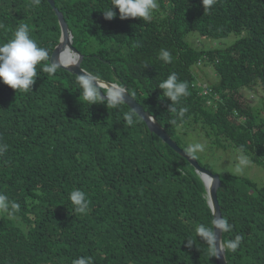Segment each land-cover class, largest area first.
<instances>
[{"label": "trees", "instance_id": "16d2710c", "mask_svg": "<svg viewBox=\"0 0 264 264\" xmlns=\"http://www.w3.org/2000/svg\"><path fill=\"white\" fill-rule=\"evenodd\" d=\"M54 3L82 56L81 68L121 83L178 147L172 136L184 124L264 165V118L257 121L260 110L241 101L243 90L255 84L264 100V0H217L211 10L202 0H158L150 22L122 20L116 8V16L105 19L111 0ZM30 4L0 0V44L28 24L51 54L60 38L57 17L47 0ZM240 32L223 49L197 50L186 40L190 33L219 40ZM161 49L172 53L171 63L160 59ZM205 64L218 77L209 94L200 92L204 82L191 71ZM173 72L189 83L190 95L175 105L188 109L180 119L158 88ZM37 74L27 93L0 82V143L8 145L0 157V192L20 204L14 216L0 214V264H73L79 257L94 264H215L195 232L213 218L190 164L138 116L129 126L125 104L89 105L78 76L61 68L48 74L40 65ZM218 175L220 212L233 225L222 242L243 236L237 251H225L226 264H264V184ZM75 189L89 198L85 214L74 212L69 194Z\"/></svg>", "mask_w": 264, "mask_h": 264}, {"label": "clouds", "instance_id": "9594fccd", "mask_svg": "<svg viewBox=\"0 0 264 264\" xmlns=\"http://www.w3.org/2000/svg\"><path fill=\"white\" fill-rule=\"evenodd\" d=\"M216 2L217 0H202L204 10H211ZM40 4L41 0H31L29 6L35 8L39 7ZM113 8L118 9L119 18L122 20L139 18L145 22H150L153 18V13L159 9V3L158 0H111L109 8L103 11L105 19L111 20L116 16V12L112 10ZM30 31L28 24H21L14 31L12 39L0 44V82L9 86L15 92L27 93L32 91V86L38 76V65L42 67L44 72L55 74L59 68L77 66L80 61L79 55L74 53L67 45L60 49L56 59L53 61L51 59L52 54L45 47L37 44L30 35ZM137 46H139L138 42L133 44V47ZM159 56L165 63H171L173 60L172 53L166 49H161ZM77 83L81 90L80 95L89 105L108 103L111 107L118 108L119 105L125 103V95L128 96L127 89L121 83L108 84L102 81L99 75L87 70H81V74L77 77ZM158 88L162 90L163 97L170 100L169 110L176 113L178 119L183 118L188 109L186 107L177 109L175 105L179 104L182 98L190 95L189 83L179 80L178 75L173 72L159 83ZM198 88L202 94L211 93L209 85L206 83L199 84ZM137 116L141 117L137 110L131 108L130 111L124 114V120L129 126H133ZM176 122V119L171 121L173 124ZM7 150L8 145L0 143V157H3ZM204 150L205 145L198 142L189 144L187 148L188 153L192 155ZM238 151L242 152L243 149L241 148ZM240 163L241 165H247L249 161L246 156L242 155ZM236 171L242 172L243 167L238 166ZM69 199L74 206L75 213L85 214L90 210V201L86 192L79 189L72 190L70 191ZM19 210V203L0 192V214L14 216ZM211 213L213 219L210 225L201 223L196 227L197 237L211 248L213 256L225 253L226 250L237 251L243 241V236L236 235L233 239L222 242L221 236L230 232L233 225L224 216H217L215 211ZM187 243L189 246L193 244L191 240H187ZM73 264H94V262L91 257H79L73 261Z\"/></svg>", "mask_w": 264, "mask_h": 264}, {"label": "rangeland", "instance_id": "374dc122", "mask_svg": "<svg viewBox=\"0 0 264 264\" xmlns=\"http://www.w3.org/2000/svg\"><path fill=\"white\" fill-rule=\"evenodd\" d=\"M243 35V32L240 33H231L229 36L223 39H210L201 37L197 33H190L186 40L189 45L197 50H210L214 48L223 49L230 46L235 42L240 36ZM192 73L195 74L196 79L200 82H204L208 85L210 83H218V77L215 74L212 65L205 64L202 66H192ZM242 99L245 107L252 108V110H260V118H257V121H261L264 118V100L261 88L259 85L255 84L250 89L243 90ZM192 129V128H190ZM181 124L173 139L178 141L179 147L184 151H187L188 145L191 143H202L205 145V150L203 152H198L195 155L190 154L194 157L197 162L205 167L207 170L211 171L214 174H231L240 177L249 178L254 181L258 186L264 184V165L254 163L250 160V156L245 153L238 151L239 149L234 148L232 145L225 141H221L222 146L218 143H211L202 133V130L195 128L190 130ZM225 143L226 145H223ZM246 156L249 163L247 165H241L240 157ZM238 166L243 167L242 172H237L236 168Z\"/></svg>", "mask_w": 264, "mask_h": 264}, {"label": "water", "instance_id": "95a60500", "mask_svg": "<svg viewBox=\"0 0 264 264\" xmlns=\"http://www.w3.org/2000/svg\"><path fill=\"white\" fill-rule=\"evenodd\" d=\"M48 4L52 8L54 14L57 17L58 24L60 27V39L57 44V46L52 50V56L51 59L54 61L57 57V54L59 53L60 49L63 48L65 45L70 47L72 51L79 55L80 61L79 65L77 66H70V67H62L61 69L68 71L69 73H72L76 76L81 74V62H82V56L78 53V51L72 46V34L68 29V25L65 22L62 13L55 7L54 0H47ZM109 84V83H108ZM125 104L130 109L133 108L134 110H137L138 114L141 115L138 116L141 120L144 121L146 124L148 130L155 134L163 144L167 145L170 149H172L176 154H178L181 158L186 160L190 166L195 170V172L200 176L205 189L207 193V203L209 205V208L211 209V212L215 211L216 215H221L220 212V206L218 204L217 200V191L221 186L220 178L218 174H213L209 170L202 168L198 162L187 152L184 150H181L177 144L171 140L169 135L164 131V129L156 122L153 116H151L147 111H145L142 106H140L134 98H132L129 94L128 96L125 95ZM213 218V216H212ZM219 239V234H218ZM222 239V236H221ZM215 257V263L216 264H226L224 253H220Z\"/></svg>", "mask_w": 264, "mask_h": 264}]
</instances>
